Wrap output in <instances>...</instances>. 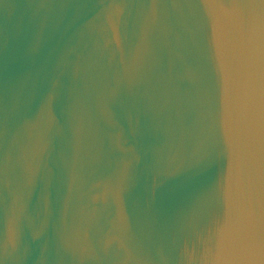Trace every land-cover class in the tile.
<instances>
[{"label":"water","instance_id":"water-1","mask_svg":"<svg viewBox=\"0 0 264 264\" xmlns=\"http://www.w3.org/2000/svg\"><path fill=\"white\" fill-rule=\"evenodd\" d=\"M0 264H264V0H0Z\"/></svg>","mask_w":264,"mask_h":264}]
</instances>
